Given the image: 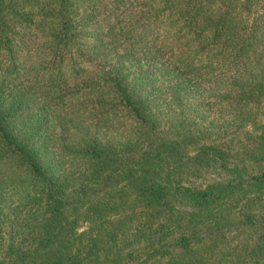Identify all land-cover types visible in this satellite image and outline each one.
I'll list each match as a JSON object with an SVG mask.
<instances>
[{
  "label": "trees",
  "instance_id": "trees-1",
  "mask_svg": "<svg viewBox=\"0 0 264 264\" xmlns=\"http://www.w3.org/2000/svg\"><path fill=\"white\" fill-rule=\"evenodd\" d=\"M0 264H264V0H0Z\"/></svg>",
  "mask_w": 264,
  "mask_h": 264
},
{
  "label": "rangeland",
  "instance_id": "rangeland-1",
  "mask_svg": "<svg viewBox=\"0 0 264 264\" xmlns=\"http://www.w3.org/2000/svg\"><path fill=\"white\" fill-rule=\"evenodd\" d=\"M244 112H247V111H238V113H244ZM252 112H256V111H252ZM260 112H262V111H260ZM260 112H259L258 115L260 116V119H261L262 116H261ZM225 118L230 120V118L228 116H226V115H225ZM231 120H234V119L231 118ZM252 124H253V116H246L245 120L243 121V123L238 124V125H236L233 128L229 127V131L227 133L229 134V136H232L231 132L232 131H237V133H238L237 135L242 136V137L245 138V136H246L245 135L246 134L245 131L246 130H251V125ZM242 231H243V229L241 231H239V234H238V235H240V239H243L245 237V234ZM230 233L234 236L233 230H230Z\"/></svg>",
  "mask_w": 264,
  "mask_h": 264
}]
</instances>
